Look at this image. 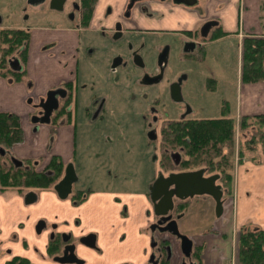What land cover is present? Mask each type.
Returning a JSON list of instances; mask_svg holds the SVG:
<instances>
[{
    "label": "rangeland",
    "instance_id": "obj_1",
    "mask_svg": "<svg viewBox=\"0 0 264 264\" xmlns=\"http://www.w3.org/2000/svg\"><path fill=\"white\" fill-rule=\"evenodd\" d=\"M78 1L66 0L62 11H55L50 8L49 0L38 5H31L28 0H0V27L24 29L28 32V28H60L67 27L73 22H75L73 26L78 27L80 13L73 11V4ZM123 3V0H98L93 11V17L97 19L92 18L91 21H95L96 26L100 24L103 31L112 29L117 23L118 12L122 9ZM204 3L205 1H201L198 7L204 6ZM235 11L238 15L241 7L237 5ZM71 14L73 18H70ZM235 22L237 25L236 20ZM144 24L149 25L148 22ZM127 25L129 29L123 31L120 37H115L111 32L102 37L99 33L102 30L90 32L81 28L79 31L81 48L77 88L73 81L67 86L71 92V105L76 100L73 110L78 120L75 156L69 163L74 166L77 176V181L73 184L74 193L77 190L84 191L88 198L79 206L72 207L78 210L72 218L79 217V213L85 212L90 204L96 205L93 198L95 194L116 196L115 193H119L121 197L129 195L127 196L129 201L132 197L138 198V194L149 193V186L159 174L167 176L170 172H177L161 164L163 151L160 130L168 121L180 118L216 119L227 114L235 122L232 167L229 173H232L239 160L243 158L239 157L240 150L249 162H264V126L249 123L243 131L239 127L240 119L243 117L240 106L242 97L249 95L248 85L255 84L244 83L242 80L243 41L246 37H228L214 43H206V46L203 43L202 48L193 52L196 53L195 56L183 59L187 41L183 35L166 33L165 29L148 27L141 29L144 26L136 21L135 15H132ZM164 44L169 45L170 50L163 66L160 68L154 63L150 65L155 58V53L152 54L150 49L153 47L159 49ZM135 52L148 63L145 69L132 62L128 68L119 66L116 73L111 72L112 63L117 56H122L123 61H128L129 54ZM144 72L150 75L159 72L162 81L154 86L143 85L140 79ZM20 78L22 80L28 77L22 74ZM179 78L183 80L179 91L181 100L175 102L171 97L170 86ZM4 79L9 83L14 81L13 77ZM100 109L103 115L97 116L96 113ZM150 133L155 135V139L149 137ZM251 140H255L256 144L254 149L248 150L246 144ZM213 174L216 173L206 171L205 175ZM217 183L225 193L231 192L222 186L220 179ZM4 191L9 194L12 189ZM114 206L116 207L115 203ZM214 206V201L209 196L191 200L175 217L179 231L189 238L200 237L201 240L217 236V233L210 231L216 219ZM56 207L58 209V205L50 208L51 214L54 211L58 213ZM101 209L107 211L106 207ZM19 214L25 218L31 213L23 210ZM259 217H264V207L255 212V215H251V222L248 225L254 228V220ZM72 218L67 217L66 221L70 223ZM72 222L76 223L74 219ZM88 222L91 224L92 219ZM146 222H149V219H146ZM240 229L233 231L232 242H225L223 254L227 259L224 264H239ZM169 241L172 243L175 260L172 264H180L182 259L180 242L175 238ZM200 246L203 251L204 246ZM214 255L211 256L214 258Z\"/></svg>",
    "mask_w": 264,
    "mask_h": 264
},
{
    "label": "crops",
    "instance_id": "obj_2",
    "mask_svg": "<svg viewBox=\"0 0 264 264\" xmlns=\"http://www.w3.org/2000/svg\"><path fill=\"white\" fill-rule=\"evenodd\" d=\"M123 1L125 3V0ZM201 1H205L202 14L198 13L195 8L153 4L149 7L153 16H144L138 10H135L134 15L136 21L144 26L141 29L148 27L180 32L181 30L199 31L203 23L215 21V25L210 26L201 36L209 37L217 28L223 34L216 39L205 40L204 46L207 45L206 43H214L228 37L241 36L245 38L262 33L264 0H199V4ZM237 5L241 7V12H237L238 15L235 11ZM92 18L97 19L93 16ZM144 22H148L149 25H145ZM74 23L60 28H28L30 33L28 58L24 66L20 65L28 78L9 83L0 77V112L18 115L23 131V141L11 149L12 159L21 161L41 157L47 160L51 154H57L61 156L65 164H68L75 156V126L73 123H62L60 128L52 132L49 125L35 126L30 121V117L34 113L33 104H37L48 91L56 90L66 82H77V66L81 48L79 31L81 28L79 23L78 27L73 26ZM96 24L95 21H91L87 30L90 32L101 31L103 27L100 24L96 26ZM127 24L125 23L124 26L128 27ZM191 50L190 48L186 51L190 52ZM248 91L249 95L245 96L249 97L243 96L241 100V114L243 116L264 114V83L250 84ZM52 134L54 137L50 144L49 138ZM231 175V192H223L222 196L223 213L214 219V225L210 229L211 232L217 233V236H209L207 240L191 237L195 245L204 246L201 253L202 264H224L227 259L223 254L225 242H232L233 231L249 226L251 215H255V212L264 207V162H249L243 157ZM93 196H95L93 198H95L96 205L90 204L88 208L86 207L85 212L81 213L82 226L86 232H97L99 242L97 243L98 250H83L88 254L83 257L86 260L85 264L145 263L150 250L149 238L148 234L145 236L139 234V228L145 224V220L136 216L137 209L132 204L135 197L130 198L129 201L127 200L129 195L122 197L129 209L127 211L128 218L121 222L119 220L121 205L116 204L118 209L116 211L113 202L115 197H121L119 193L116 196L114 194H95ZM139 198L142 200L143 196L140 195ZM143 204L145 208L148 206L146 201ZM55 205L61 207L62 211L66 210L65 219L72 218V215L75 214L76 210L72 209L70 201H61L51 191L39 193L37 205L30 207L23 204L17 192L11 191L9 194L8 192L2 194L0 197V264H7L16 257H25L30 264H50L44 257L39 258L32 247L40 248L44 255L43 248L47 241V233L37 234L35 223L43 217L51 221L62 220L64 216L57 215L58 213L55 211L52 214L50 212V208ZM103 207H106L107 211H103L101 209ZM23 210L31 214L24 218L19 214ZM261 213L262 211H260V215ZM73 219L75 218L70 221L72 222ZM89 219H92L91 224L88 222ZM254 221L255 228L264 230V217H259ZM76 232V234H80L79 231L76 230ZM122 234L126 238L123 241L119 240ZM13 235L17 237L14 241L11 240ZM168 238L171 239V237ZM208 240L212 242L209 243ZM23 241H27L29 248L22 246ZM170 247L172 249L171 241ZM137 248L140 252L138 256L134 255ZM212 254H215L214 258L211 256ZM172 261L175 262L173 255L169 264H172Z\"/></svg>",
    "mask_w": 264,
    "mask_h": 264
},
{
    "label": "trees",
    "instance_id": "obj_3",
    "mask_svg": "<svg viewBox=\"0 0 264 264\" xmlns=\"http://www.w3.org/2000/svg\"><path fill=\"white\" fill-rule=\"evenodd\" d=\"M98 0H81V24L84 27L92 17ZM264 22V21H263ZM262 28L264 30V23ZM219 28L215 29L206 41L222 35ZM30 33L24 29H0V77H13V82L20 81L24 70H13L9 62L17 59L24 66L28 58ZM242 80L244 83H264V33L246 37L243 41ZM70 83L66 84V87ZM227 105H225L226 109ZM224 111V110H222ZM264 126V114L243 116L239 127L244 130L246 124ZM235 122L227 114L216 119H181L165 122L161 128L162 159L161 164L167 169L191 171L205 169L208 173H218L222 186L231 191L232 151L234 149ZM261 136V135H260ZM23 141L20 119L16 114L0 112V148L11 151L14 145ZM255 140L247 142V149H254ZM177 150V151H176ZM239 157H244L242 150ZM181 155L179 165H174L170 154ZM9 155L0 157V188L18 192L26 190H49L63 175L62 159L52 156L44 169L38 164L42 159L23 160V165L15 167ZM78 193L75 197L84 200L86 193ZM181 209V208H180ZM179 209V210H180ZM201 246H194V259L202 264ZM239 264H264V230L244 226L238 237ZM8 264H29L26 260L16 259ZM162 264H168L163 261Z\"/></svg>",
    "mask_w": 264,
    "mask_h": 264
},
{
    "label": "flooded vegetation",
    "instance_id": "obj_4",
    "mask_svg": "<svg viewBox=\"0 0 264 264\" xmlns=\"http://www.w3.org/2000/svg\"><path fill=\"white\" fill-rule=\"evenodd\" d=\"M197 1L198 2L196 3V5H194L192 7H187V8H195V10L198 13L202 14L203 13V6L202 7H198L199 6V0H197ZM49 3H50V0H49ZM65 3H66V1H65ZM128 4H129V0H125V3L123 5L122 9L118 13L119 15H118V20H117L116 25L120 24V26H121V30H120L121 34L118 37H120L122 35L123 31H125V30L127 31V29H129L128 27H126V29H125L124 28V24L128 23V21H131V17H132V15H134V13H135L134 10L135 9L138 10L144 16L148 17V16H153V15H151L150 10H149V7L151 5H153V4L154 5L156 4V5H159V6L160 5L161 6L173 5V6L186 7L184 5H176V4L173 3L172 0H165V1H161V0H141V1L135 2L133 7L130 10H127V5ZM73 11L74 12L76 11V12L80 13L79 27L82 28V29H86L87 30L92 17H91L87 27L82 26V24H81V0H79L78 2H75L73 4ZM92 16H93V14H92ZM70 18H73V14L70 15ZM206 23L207 22L203 23V25L201 26L199 31L198 30H195V31L181 30V32L180 31H175V30H172V31L164 30V31H166V33H170V34L179 33V34L185 36L187 38V41L185 42L186 50L190 49V48L192 50L190 52L185 51V54H184L185 58H183V59H186L187 57L192 58V56H195V54H196V53H193V52L195 50H197V49L202 48V44L205 41V38L203 36H201V35H202V31L205 30L204 29V25ZM116 25L112 29H108V30L105 29L106 31L100 32V36H102V37L106 36L107 32H111L112 35L115 36V34H116V30H115ZM102 33H105V34H102ZM143 47L145 48V46H143ZM165 48H168V51L170 50V47L167 44H164V45L160 46L159 49L158 48L156 49L154 47L150 49V51H152V54H153V52L155 53L154 60L153 61L150 60L151 62L149 61L150 65L152 63H154L157 66H159L160 68L163 66L167 55H166L165 60H164V62L162 64L159 63V56L162 54V52L164 51ZM155 49H156V51H155ZM189 54H192V55H189ZM137 57H138L139 61L141 62L139 64L136 62V58ZM116 59H120V62H118L114 66L113 63H114V61ZM122 59H123L122 56H117L114 59V61L112 63V67H111V72L116 73V71H117L119 66L128 68L129 64H132V62L135 65H137L139 68H142V69H145L147 64H148L147 62H145L141 58L140 54L136 53V52L132 53V54H129L128 61L127 60L123 61ZM78 61H79V59H78ZM146 76L150 77V78H154V77L160 76L161 79L157 83H145L144 79H145ZM77 80H78V66H77ZM140 80H141L140 83H142L143 85H152V86H154V85L159 84L160 81H162V76H161V74L159 72L156 75H154V74L150 75L147 72H144L143 76L141 77ZM182 81L183 80H181V78H179L174 83H172V85L178 84L179 85V91H180L181 86H182ZM67 83H70V82H66V83L62 84L61 87L58 88V89H63L65 91V97H63V98L58 97V101H59L58 109L55 110L52 113V115L50 116L49 123L48 124H44V125H49V127L51 128V131L54 132V130H57L58 128H60L63 125L62 123H64V124L73 123V125L75 126V146H76V143H77V138H76L77 137L76 136L77 132L76 131H77V125H78L77 121L78 120H77V115L75 114V112L73 110V105H71V102H70L71 101V92L66 87ZM172 85L170 86V93H171ZM75 88H77V82L75 83ZM75 96L77 97V94H75ZM45 97H46V95H45ZM45 97H43V98H45ZM39 102L37 104H33V107L38 105ZM92 102H94V101H92ZM175 102H178V101H175ZM39 111H40L39 109H35L34 108V113L30 117L31 123L33 125H35V126L39 125V123H33L31 118L34 117V116L41 117V115H39ZM101 114H102V109L98 110L97 113H96L97 116H100ZM19 119H20V117H19ZM181 119H186V118H180L179 120H181ZM20 122H21V120H20ZM160 132H161V130H160ZM53 137H54L53 134L50 135V138H49L50 144H52V142H53ZM0 149H2V148H0ZM3 151H4V155H9L10 162L15 167H20V166L23 165V160L19 161V160L14 159V158L12 159L11 151H8V152L5 151V150H3ZM4 155H0V156L3 157ZM55 155H57V154H51L48 157L47 160H44V158H41V157H38V158H36L34 160L38 161V160L42 159L43 163L40 162L38 164L39 169L42 170L48 164V162L50 161L52 156H55ZM57 156H59L61 158L60 155H57ZM170 157H171V154H170ZM14 161H18L21 164L17 165L16 163H14ZM62 162H63V160H62ZM63 164H64V171H65V167L67 166V164H65L64 162H63ZM68 164H70V163H68ZM64 171H63V175L60 178V180L64 176ZM57 183H55V185ZM54 186L51 189H49V190H34V189H32V190H26V191H23V192H18L16 190H12V191L13 192H17V194L20 195V197H21V199L23 201V204L26 207H30L32 205H37L38 200H39V193H41V192H50V191L54 192L56 194L57 198L60 199L58 197L57 193L54 191ZM4 192L5 191L0 190V197L2 196V194ZM29 192L35 193L36 197H37L36 201L34 203H32V204H26L25 203V196ZM72 192L73 193H71L68 196V198H71L70 202H71L73 207L79 206L80 204L85 202L87 200V198H88V194L86 193L84 200L76 199L75 197H77L76 195L78 194L76 192H80V190H77L74 193L73 188H72ZM115 194H118V193H115ZM140 195L143 196L142 200H140V198H139ZM197 197H201V196H193V197H190V198H188L186 200H176V202L174 203V209L172 211L173 219H176L175 217L177 216V212L179 211L180 208L184 207L185 205H188V203H190L191 200H193L194 198H197ZM60 200L62 201V200H65V199H60ZM144 201H146V203L148 204V206L146 205L147 206L146 208L144 207V204H143ZM113 202L115 204H117V205H121L120 206V213H119V218H120L119 220H121V222H122V220H126L128 218V213H127L128 209H129L128 204L123 201L122 197L121 198L120 197H115L113 199ZM74 203H76L77 205H75ZM132 204L137 209V215L136 216L137 217L139 216L141 220L142 219L145 220V224H143V225L141 224L142 227L139 228V230H140L139 234L142 235V236H145L146 234H148L149 244L151 246H149L150 250H149V253H148V256H147V261L145 263L138 262V263H130V264H162L163 261H167L168 264H169L170 259H171L172 255H173V252H172V249L170 247V241H169L168 237L175 238V239H177V238L172 236L169 233L160 232L158 230V228H155V229L152 230V227H154L158 223L160 217L154 216L153 204L150 201V193L138 194V198L135 197V200L132 201ZM61 209H62L61 207H58L57 211H58V213L60 215L64 216V218H62V220L51 221V220L43 217L41 219H38L36 221V223H35V227H36V225H38V223H40V221H41V223L38 225V226L41 225L43 227L40 234H42L44 232L47 233V241H46V244H45V246L43 248L44 249V255L41 253V251H40L41 249L40 248H37L35 246H33L32 248L34 249V251H36V255H39V258H43L44 257V259H47L50 262V264H61V263L57 262V260H56L57 258H63L64 257V259H66V258L72 257V255H74L77 258V261H80V263L77 262V263H72V264H85L86 260L83 259V257L87 256L88 254L86 252L84 253L83 250L84 251L98 250L97 243L99 242V234L97 232H86V231H84V228L82 226L83 218H81V212L78 215L79 217L74 219L76 221V223L73 224V222H72V225H71V222L68 223L66 221V219H65V216H66V212L65 211L66 210L63 209V211H62ZM76 211H78V210L76 209ZM59 214H57V215H59ZM146 219H149V222H146ZM68 224H70V225H68ZM164 224L165 223H163L162 225H164ZM144 226H146V227H144ZM76 230L79 231L80 234H76L77 233ZM143 230H145V232ZM141 232H143V233H141ZM90 238H92L94 240L93 243H95V245L93 247H89L84 242H82V240H86V241L90 240L91 241ZM16 239H17L16 235H13L11 237L12 241H14ZM125 239L126 238H125V236L123 234L119 237V240H121V241H123ZM177 241H179V240L177 239ZM192 243H193V241H192ZM22 246L27 248L29 246V244L27 243V241H23ZM194 246H195V244L193 243L192 253H191L190 257H185L184 254L181 251L182 259H181L180 264H199V262L194 259V255H193ZM67 247H68V249H67ZM138 248H137V251L135 252L134 255H137V256L140 255V252L138 251ZM180 248H181V246H180ZM151 257H152V260H150ZM16 259H22V260L28 261V259L25 258V257H16V258L12 259L11 261H9L8 263H10V262H12V261H14Z\"/></svg>",
    "mask_w": 264,
    "mask_h": 264
},
{
    "label": "water",
    "instance_id": "obj_5",
    "mask_svg": "<svg viewBox=\"0 0 264 264\" xmlns=\"http://www.w3.org/2000/svg\"><path fill=\"white\" fill-rule=\"evenodd\" d=\"M45 0H28V3L31 5H37L43 3ZM66 0H50V8L55 11H62L64 8ZM141 0H129L127 5V10H130L135 2ZM165 1V0H161ZM176 5H184L186 7H192L196 5L197 0H172ZM215 21L207 22L204 25V29L207 30L210 26L215 25ZM203 29V30H204ZM116 34L115 37H118L121 32L120 24H117L115 27ZM202 31V33L205 32ZM168 54V48H165L162 54L159 56V63L162 64L165 60L166 55ZM120 59H116L113 63L115 66ZM136 62L141 63L136 58ZM9 66L13 70H21V66L17 59H13L9 62ZM161 79L160 76L150 78L145 77V83H157ZM58 97H65V91L63 89H56L48 91L46 97L41 99L39 104L34 106L35 109H39V115L31 118L33 123L39 124H48L50 121V116L52 113L58 109L59 101ZM171 97L174 101H180L181 96L179 92V85L174 84L171 87ZM149 137L155 139V135L150 133ZM0 155H4V151L0 149ZM174 165H179L181 156L179 153H173L171 155ZM17 165L21 163L14 161ZM205 169H198L192 171H181V172H170L167 176L159 174L158 178L149 186L150 201L153 204V213L154 216L160 217L158 223L152 227V230L158 228L162 233H169L172 236L176 237L180 241L181 251L185 257H190L192 253L193 243L191 238L186 235H183L178 228V223L176 219L172 217V211L174 209V203L176 200H186L193 196H209L213 199L215 206L214 212L216 217H220L223 213V204L222 196L223 190L220 184L217 183L219 180L218 174H213L206 176ZM77 181V176L75 174L74 166L72 164H67L64 171L63 178L54 186V191L57 193L60 199H67L68 196L72 193L73 184ZM36 194L29 192L25 196V203L32 204L36 201ZM41 223V221H40ZM38 223V225L40 224ZM165 223L164 225H162ZM36 225L35 231L37 234L41 233L42 226ZM95 238V237H94ZM82 240L89 247H93V239ZM68 249V247H67ZM73 254V253H72ZM153 257V256H152ZM152 257L150 260H152ZM57 262L61 264H72L80 263L77 261V258L72 255L70 258H57Z\"/></svg>",
    "mask_w": 264,
    "mask_h": 264
}]
</instances>
